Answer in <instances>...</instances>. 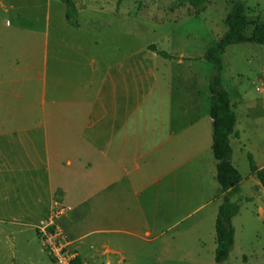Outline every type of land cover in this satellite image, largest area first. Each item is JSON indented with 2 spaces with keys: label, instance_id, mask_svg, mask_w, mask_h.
I'll return each instance as SVG.
<instances>
[{
  "label": "rangeland",
  "instance_id": "obj_1",
  "mask_svg": "<svg viewBox=\"0 0 264 264\" xmlns=\"http://www.w3.org/2000/svg\"><path fill=\"white\" fill-rule=\"evenodd\" d=\"M72 1L78 8L74 19L79 29L66 21L62 0H0V64L1 57L22 55L24 71L28 58L37 60L38 70L43 68L42 59L50 67L55 57L70 54L64 42L70 40L78 41L86 55L102 62L132 55L136 66L150 67L156 73L140 85L136 81L134 88H151L149 103L157 106L160 100L166 103L162 98L165 89L175 90L180 84L170 69L171 59H177L179 51L194 55L203 37L219 39L227 28L224 16L233 3L244 4L249 18L264 20V0H211L197 15L188 14L185 6L177 5L178 0ZM6 20L9 27L4 26ZM150 43L170 57L153 56L146 48ZM221 57L223 76L238 101L235 115L250 114L240 127L236 124L241 136L239 142H232L233 164L241 181L230 195L238 211L232 218L234 240L228 257L221 263L214 260V220L222 197L217 195L215 169L210 165L211 138L206 136L207 128L199 124L193 130L196 136L150 145L154 150L137 160L138 167L132 162L125 165L129 173L117 161L115 195L110 199L109 188L104 187L94 198L98 217L82 232L91 231L89 238L108 240V246L118 252L109 257L116 262L123 256L117 264H264V208L259 210L264 202L247 158L249 153L255 166L261 162L258 139L264 126V44H230ZM53 67L61 69L56 64ZM176 92L175 102L185 103L188 97ZM253 118L258 132L249 141ZM111 178L104 177L103 184ZM60 201L70 207L58 218L63 229L61 219L79 209L73 210L72 202ZM66 229L63 231L69 239L74 229L69 231L68 224ZM40 241L35 229L27 225L0 222V264H55Z\"/></svg>",
  "mask_w": 264,
  "mask_h": 264
},
{
  "label": "crops",
  "instance_id": "obj_2",
  "mask_svg": "<svg viewBox=\"0 0 264 264\" xmlns=\"http://www.w3.org/2000/svg\"><path fill=\"white\" fill-rule=\"evenodd\" d=\"M76 23L74 27L79 29ZM10 25L6 20L4 26ZM64 42L70 54L55 57L50 67L47 60L42 59L41 70L37 69L34 58H28L24 71L22 55L1 57L0 222H18L34 230L33 224L48 212L52 199L72 202L73 210L78 208L79 212L64 215L61 221L65 229L66 224L69 231L74 229L69 239L80 264H117L123 256L117 263L109 257L118 252L108 246V240L89 238L91 231L82 232L85 225L98 217L94 198L104 187L109 188L110 199L115 195L113 176L117 175V161L120 160L119 165L122 163V169L129 173L125 165L132 162L138 167L137 160L146 158L154 150L150 145L196 136L193 130L199 124L207 128L206 136L212 137L208 88L212 64L202 57L195 58L214 40L203 37L194 55L179 51L178 58L171 59L170 69L178 76L180 84L175 90L165 89L162 98L166 103L160 100L158 106L149 103L151 88H134L136 81L140 85L149 77H155L154 69L136 66L132 55L107 58L105 63L101 58L86 55L78 41ZM150 51L153 56L158 54ZM55 64L61 69L53 67ZM223 69L222 61L220 80L235 113L238 101L234 99L233 88L227 85ZM29 70L31 74H26ZM178 90L188 97L185 103L175 102ZM246 117L250 118L248 111L237 114L236 124L240 127ZM236 124L229 137L232 163V142H239L242 131ZM253 124L247 137L249 141L258 132L257 122ZM260 130L263 133L258 139L261 157L260 164L256 165L258 169L264 167V126ZM211 156L210 165L215 169V159ZM250 175L260 187L263 204L264 187L252 172ZM106 176L112 178L103 184ZM263 208L264 204L260 212ZM100 256L105 258L102 260Z\"/></svg>",
  "mask_w": 264,
  "mask_h": 264
},
{
  "label": "trees",
  "instance_id": "obj_3",
  "mask_svg": "<svg viewBox=\"0 0 264 264\" xmlns=\"http://www.w3.org/2000/svg\"><path fill=\"white\" fill-rule=\"evenodd\" d=\"M65 5V19L72 26H76L75 5L72 0H62ZM211 0H178L177 5L185 6L189 11L197 15L203 11L205 5ZM226 30L223 35L213 43L207 45L202 58L212 64V71L208 79L210 92L209 114L212 120L211 151L215 159V180L218 184V194H222L221 202L217 206L214 220L215 250L214 260L216 263L223 262L229 255L233 240L234 229L232 218L238 211L236 202L230 200L231 191L235 189L241 175L232 163V148L229 137L234 132L236 116L229 99L228 93L223 88L220 80L222 71V53L230 44L253 42L264 44V20L251 19L246 14V7L240 2L233 3L224 16ZM148 48L156 53L170 57L169 54L159 51L154 44ZM249 169L260 183H264V167L258 169L248 154ZM71 264H80L75 257Z\"/></svg>",
  "mask_w": 264,
  "mask_h": 264
},
{
  "label": "built area",
  "instance_id": "obj_4",
  "mask_svg": "<svg viewBox=\"0 0 264 264\" xmlns=\"http://www.w3.org/2000/svg\"><path fill=\"white\" fill-rule=\"evenodd\" d=\"M68 209L65 203L54 199L48 213L34 225L43 248L55 264H71L76 257L75 251L70 246L71 241L67 239L58 223V218Z\"/></svg>",
  "mask_w": 264,
  "mask_h": 264
},
{
  "label": "water",
  "instance_id": "obj_5",
  "mask_svg": "<svg viewBox=\"0 0 264 264\" xmlns=\"http://www.w3.org/2000/svg\"><path fill=\"white\" fill-rule=\"evenodd\" d=\"M262 184V186L264 187V183H261Z\"/></svg>",
  "mask_w": 264,
  "mask_h": 264
}]
</instances>
